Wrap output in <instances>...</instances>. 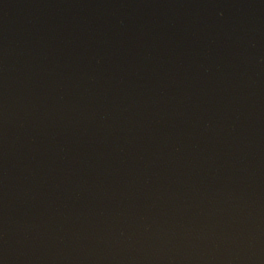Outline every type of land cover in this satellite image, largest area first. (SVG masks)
<instances>
[{
  "label": "water",
  "instance_id": "95a60500",
  "mask_svg": "<svg viewBox=\"0 0 264 264\" xmlns=\"http://www.w3.org/2000/svg\"><path fill=\"white\" fill-rule=\"evenodd\" d=\"M0 264H264V0H0Z\"/></svg>",
  "mask_w": 264,
  "mask_h": 264
}]
</instances>
